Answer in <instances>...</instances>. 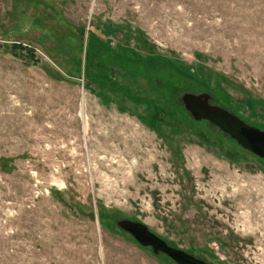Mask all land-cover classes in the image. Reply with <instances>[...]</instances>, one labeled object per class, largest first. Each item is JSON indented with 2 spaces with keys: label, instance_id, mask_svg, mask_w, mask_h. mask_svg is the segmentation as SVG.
I'll use <instances>...</instances> for the list:
<instances>
[{
  "label": "rangeland",
  "instance_id": "374dc122",
  "mask_svg": "<svg viewBox=\"0 0 264 264\" xmlns=\"http://www.w3.org/2000/svg\"><path fill=\"white\" fill-rule=\"evenodd\" d=\"M264 0H0V264H264Z\"/></svg>",
  "mask_w": 264,
  "mask_h": 264
},
{
  "label": "water",
  "instance_id": "95a60500",
  "mask_svg": "<svg viewBox=\"0 0 264 264\" xmlns=\"http://www.w3.org/2000/svg\"><path fill=\"white\" fill-rule=\"evenodd\" d=\"M179 98L186 111L196 119H206L212 122L243 148L264 158V131L246 124L222 106L214 102L209 103L208 93L184 92ZM117 224L141 245L150 246L154 252H163L178 264H208L182 249L169 245L141 222L122 219Z\"/></svg>",
  "mask_w": 264,
  "mask_h": 264
}]
</instances>
